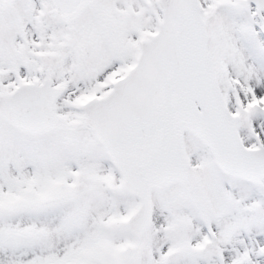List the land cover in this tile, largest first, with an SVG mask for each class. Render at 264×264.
Instances as JSON below:
<instances>
[{
    "label": "snow or ice",
    "instance_id": "snow-or-ice-1",
    "mask_svg": "<svg viewBox=\"0 0 264 264\" xmlns=\"http://www.w3.org/2000/svg\"><path fill=\"white\" fill-rule=\"evenodd\" d=\"M0 264H264V0H0Z\"/></svg>",
    "mask_w": 264,
    "mask_h": 264
}]
</instances>
